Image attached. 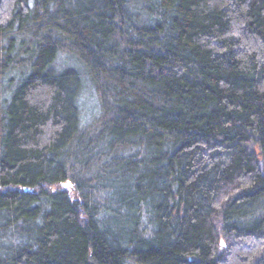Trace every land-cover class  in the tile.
Segmentation results:
<instances>
[{
  "label": "trees",
  "instance_id": "1",
  "mask_svg": "<svg viewBox=\"0 0 264 264\" xmlns=\"http://www.w3.org/2000/svg\"><path fill=\"white\" fill-rule=\"evenodd\" d=\"M0 264H264V0H0Z\"/></svg>",
  "mask_w": 264,
  "mask_h": 264
},
{
  "label": "rangeland",
  "instance_id": "2",
  "mask_svg": "<svg viewBox=\"0 0 264 264\" xmlns=\"http://www.w3.org/2000/svg\"><path fill=\"white\" fill-rule=\"evenodd\" d=\"M56 71L67 67L70 60L63 55H59L55 61ZM82 90L79 97V104L81 109L82 119L86 120L88 118L94 117L99 112L98 99L95 91L91 87V84L87 79H83Z\"/></svg>",
  "mask_w": 264,
  "mask_h": 264
}]
</instances>
